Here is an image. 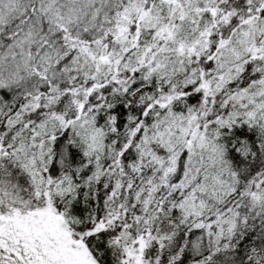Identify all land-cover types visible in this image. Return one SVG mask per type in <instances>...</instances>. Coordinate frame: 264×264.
Masks as SVG:
<instances>
[{"label": "snow or ice", "instance_id": "snow-or-ice-1", "mask_svg": "<svg viewBox=\"0 0 264 264\" xmlns=\"http://www.w3.org/2000/svg\"><path fill=\"white\" fill-rule=\"evenodd\" d=\"M0 264H264V0H0Z\"/></svg>", "mask_w": 264, "mask_h": 264}]
</instances>
